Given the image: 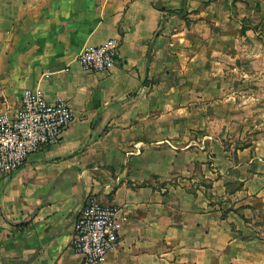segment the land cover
<instances>
[{"label": "crops", "instance_id": "crops-1", "mask_svg": "<svg viewBox=\"0 0 264 264\" xmlns=\"http://www.w3.org/2000/svg\"><path fill=\"white\" fill-rule=\"evenodd\" d=\"M260 1L0 0V116L27 89L74 113L0 179V264H83L89 197L127 216L100 264H264V110L247 87L260 62L238 25ZM110 39L117 63L84 71L80 52Z\"/></svg>", "mask_w": 264, "mask_h": 264}, {"label": "built area", "instance_id": "built-area-1", "mask_svg": "<svg viewBox=\"0 0 264 264\" xmlns=\"http://www.w3.org/2000/svg\"><path fill=\"white\" fill-rule=\"evenodd\" d=\"M119 54L120 42L110 39L100 46L84 48L77 60L86 72H108ZM73 121V110L65 100L49 102L40 89L25 90L14 117L0 116V179L17 172L32 154L58 143ZM3 218L0 200V222ZM126 221L120 207L87 198L78 213L72 242L83 264L104 262L119 247Z\"/></svg>", "mask_w": 264, "mask_h": 264}, {"label": "rangeland", "instance_id": "rangeland-1", "mask_svg": "<svg viewBox=\"0 0 264 264\" xmlns=\"http://www.w3.org/2000/svg\"><path fill=\"white\" fill-rule=\"evenodd\" d=\"M247 15L239 19L242 23L238 24L242 28H250L251 35L243 39V44L248 47L247 56L251 60H259L260 65L252 69V81L249 82L251 94L258 99L254 102V109L261 112L264 110V0L256 6H246ZM239 16V15H238ZM263 61V62H261ZM242 76L236 73V77ZM244 88V86H243ZM262 110V111H263Z\"/></svg>", "mask_w": 264, "mask_h": 264}]
</instances>
